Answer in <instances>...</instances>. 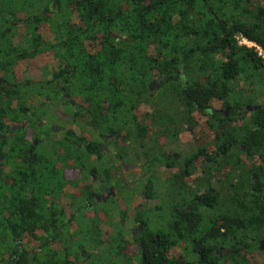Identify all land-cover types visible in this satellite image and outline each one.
I'll list each match as a JSON object with an SVG mask.
<instances>
[{"label":"trees","instance_id":"16d2710c","mask_svg":"<svg viewBox=\"0 0 264 264\" xmlns=\"http://www.w3.org/2000/svg\"><path fill=\"white\" fill-rule=\"evenodd\" d=\"M50 2L59 12L57 26H52L53 31L58 28L55 46L40 42L31 17H16L22 9L21 0H0V38L12 35L13 22L24 23L26 34L37 35L29 51L14 48L8 40L0 42V70L10 75L16 58L54 52L63 84H69L68 72L72 70L76 93L89 101L83 115L88 111L92 119H123L122 130L127 134L123 148L113 157L108 155V162L119 158L132 163L136 145L149 149L139 158L148 189L154 185L153 163L168 158L165 146L176 143L182 131L198 148L205 147L208 140L218 149L215 169L220 174L230 173L222 178L217 194L205 190L199 195L183 182L188 174L185 168L192 161L189 156L174 177L172 189L179 198L171 205L172 219L168 221L161 214L156 218L162 219L154 223L141 222L143 259L148 264H180L175 256L178 248L186 246L189 257L185 264H210L218 258L213 248L229 246L232 253L224 260L238 264L257 260L245 250L264 239V108L260 105L264 103V59L255 48L239 44L238 39L252 42L264 52V0ZM3 13L10 14L11 19L7 21ZM37 21L43 18L37 17ZM153 81L158 88L151 87ZM254 89L256 94H252ZM11 91L6 88L8 95ZM243 104L260 107L241 115L234 112ZM226 106L230 107L228 117L224 116ZM26 117L22 104L12 107L0 93L2 144L20 147V133L24 131L20 119ZM135 119H154V133ZM105 130L116 135L115 124ZM83 143L79 147L96 153L95 144ZM110 174V168L94 169L86 173V185L75 183V215L65 218L61 207L46 208L41 203L44 200L37 192L41 177L36 170L27 173L26 189L32 190L28 196L23 192L26 176L19 169L13 173L0 170V264H16L18 243L23 248L18 264H90L96 259L131 263L126 245L134 241L120 221L133 215L130 199L124 197L126 208L119 211L114 197L95 209L83 208L84 199L97 190L93 182L98 176L110 179ZM127 190L135 191L124 187L118 189L117 196ZM68 222L70 231L56 232L55 227ZM165 223L171 232L168 240L164 237L168 231ZM246 236L253 242L245 240Z\"/></svg>","mask_w":264,"mask_h":264},{"label":"flooded vegetation","instance_id":"af4514ba","mask_svg":"<svg viewBox=\"0 0 264 264\" xmlns=\"http://www.w3.org/2000/svg\"><path fill=\"white\" fill-rule=\"evenodd\" d=\"M21 1L22 9L16 13V17L21 20L31 17L37 29L36 32L39 34L40 42H50L55 46L58 43V36L56 35L58 28L53 31V27L56 28L59 21V12H56V4L50 2V0ZM3 16L7 21L11 19L10 14L3 13ZM37 17L43 18V21L38 22ZM22 24L24 23L13 22L10 24L15 30L8 38H0V42L8 40L14 48L29 51L32 41L37 35L26 34L27 28L25 29ZM247 42L251 44L250 47L257 50L254 43ZM43 57L51 58V60L48 61ZM21 65L27 67H22ZM59 72L60 63L54 52L51 54L34 52L28 58H16L12 63L10 75H6L5 71L0 70V86H3L0 87L2 97L4 100L9 99L12 107L17 106L19 103L22 104L26 108L27 115L26 118L20 119V126L24 129L20 133V147H10L2 144V137L0 136L1 147L5 146L4 149L0 147V170L6 173H13L19 169L26 176L24 180L25 188L23 189L25 196L30 195L32 192L30 188L26 189V184L28 183L26 181L28 179L27 173L32 169L36 170L38 176L41 177L37 190L44 200L41 203H45L46 208L54 206L60 209L61 207L62 214L65 213L66 218V215H71V217L75 215L73 210V186L75 183L86 185V173L94 169L106 171V169L110 168V179L98 176L96 181L93 182L97 190L90 193L89 199H84L83 208L86 210L95 209L110 197H114L117 198L115 209L118 211L124 210L126 208L125 199L122 194L117 196L118 189L124 187L135 189L129 203V208L132 209L130 214L133 213V215L127 216V219L122 218L120 220L126 226V230H129L128 237L134 241L133 244L128 243L126 245V253L128 254L127 251L131 253L132 260L131 263L125 261L115 263L96 259L90 264H148L143 259L145 249L141 238L144 230L141 222H147L148 220L154 223V221L161 218H156L157 215H163L168 221L172 219L171 205L173 201L179 198L177 192L172 189L175 182L174 177L180 173L179 168L189 159V156H191L192 161L185 168L188 170V174L183 178V182L190 189L198 190L199 195L203 194L205 190L212 195L217 194L222 184V178H227L230 173L220 174L215 169L218 165V149L216 147H211L207 140L205 147L198 148L195 146L192 137L187 132L182 131L176 143L171 144L169 142L165 146L166 150L164 153L168 158L166 157L167 159L165 160L153 163L154 185L152 189H148L145 185L147 176L144 175L141 159L139 158L145 151L149 152V149L136 145L135 152L131 157L134 162L125 163L122 159L112 158L109 163L108 155L113 157L119 152L123 148V138L127 136L122 130L123 119H92L88 111L83 115V110H85L83 108L89 107V101L76 93L78 88L75 85L73 71L69 70L68 72V85L63 84L64 79L59 77ZM50 81H52L51 84ZM15 84L17 85L16 87L14 86ZM153 85L158 88L156 81L151 83V87ZM6 88L12 90L9 95L6 92ZM69 88L70 93L67 92ZM260 105L264 108V103ZM246 106L248 105H237L234 108V112L241 115L244 111H248ZM66 112L67 115H65ZM229 113L230 107L226 106L224 116L228 117ZM135 122L143 126L147 125L148 132L150 134L154 133V119H135ZM32 123L34 124L32 125ZM114 124L116 125L115 136L108 134L105 130L108 125L113 126ZM12 128L16 129V126ZM61 128L63 131H61ZM187 135L190 136V142ZM78 138H81L82 142L84 140L82 146L89 142L95 144L96 153L91 154L88 149L79 147L78 144L82 142ZM163 142L165 144L166 141L163 140ZM61 144L64 146L59 147ZM113 160L116 162H112ZM251 177L257 179L255 174H252ZM90 180L91 176L88 178V183ZM59 184H61V189H59ZM178 185H181V183L178 182ZM147 189L150 193H147ZM127 198L129 197L127 196ZM66 221H70L68 217ZM69 225L70 222L63 223L62 227H55V230L64 234L66 230H71ZM164 226H167L168 230L165 231L164 237L168 240V234L171 235V232L167 223ZM39 232L46 236L45 231L39 229ZM231 239L235 243L238 242L239 246H243L241 241H237L236 238ZM244 239H249L253 242V239L248 236ZM16 249L19 253L16 261V264H18L19 256L23 251L20 243L17 244ZM178 250L179 253L176 254L175 260L180 264H185L187 257H189L186 254V246L178 248ZM232 250V247L229 246L213 248V253L218 258L216 262L210 264H238L236 260L235 262L224 260L226 256L232 253ZM245 251L249 252L251 257L257 258V260L248 261L246 264H264V258H258L259 254L263 255L261 253H264V239L259 240L254 248ZM84 253L85 250H83ZM29 257L30 255L27 256V258Z\"/></svg>","mask_w":264,"mask_h":264},{"label":"rangeland","instance_id":"374dc122","mask_svg":"<svg viewBox=\"0 0 264 264\" xmlns=\"http://www.w3.org/2000/svg\"><path fill=\"white\" fill-rule=\"evenodd\" d=\"M239 42H241V39L239 38L238 39V43ZM243 42H241V45H245V44H242ZM249 45V47H250V45L251 44H248ZM251 91H253V90H251ZM253 92H255V93H252V94H256V91H255V89H254V91ZM238 95H234V98L235 99H238V97H237ZM258 95H255V96H253V97H257ZM245 98H247V95L245 94ZM260 98V97H259ZM254 103L256 102L255 100L253 101ZM250 106H256V105H250ZM187 137H188V141L190 142V136L189 135H187ZM177 146H179V145H177ZM133 194H134V191H131V190H127V191H122V197H129V199L133 196Z\"/></svg>","mask_w":264,"mask_h":264},{"label":"built area","instance_id":"2783aa9c","mask_svg":"<svg viewBox=\"0 0 264 264\" xmlns=\"http://www.w3.org/2000/svg\"><path fill=\"white\" fill-rule=\"evenodd\" d=\"M241 42H243L242 44H245L247 46H249L248 44H250L243 38H241ZM241 42H239V44H241ZM256 48H257V51H258V55L264 59V52L259 47H256Z\"/></svg>","mask_w":264,"mask_h":264},{"label":"water","instance_id":"95a60500","mask_svg":"<svg viewBox=\"0 0 264 264\" xmlns=\"http://www.w3.org/2000/svg\"><path fill=\"white\" fill-rule=\"evenodd\" d=\"M259 108V106H246V110H248V111H250V110H256V109H258Z\"/></svg>","mask_w":264,"mask_h":264}]
</instances>
